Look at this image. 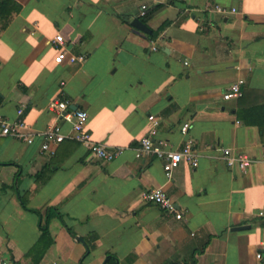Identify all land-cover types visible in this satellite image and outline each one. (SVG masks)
Listing matches in <instances>:
<instances>
[{"label": "crops", "instance_id": "obj_1", "mask_svg": "<svg viewBox=\"0 0 264 264\" xmlns=\"http://www.w3.org/2000/svg\"><path fill=\"white\" fill-rule=\"evenodd\" d=\"M14 1L18 12L0 13V115L25 106L33 130L69 133L49 109L62 89L88 110L92 138L121 152L102 161L69 137L50 153L39 138L0 135V260L33 264L42 231L30 209L52 206L76 236L52 217L38 264H264V0ZM142 2L150 33L132 25ZM58 33L67 54L86 52L82 63L55 61ZM239 79L242 94L224 99ZM150 115L153 140L176 150L189 122L196 167L183 161L168 176L162 158L136 156ZM223 148L254 160L229 168ZM155 187L183 219L144 199Z\"/></svg>", "mask_w": 264, "mask_h": 264}, {"label": "built area", "instance_id": "obj_2", "mask_svg": "<svg viewBox=\"0 0 264 264\" xmlns=\"http://www.w3.org/2000/svg\"><path fill=\"white\" fill-rule=\"evenodd\" d=\"M149 9L147 2H142L139 9V17H144ZM236 9L230 10L222 5H215V11L221 14L227 12H234ZM53 44L58 48L55 56V61L61 63L66 60L69 63H82L87 54L86 52H79L78 54L69 53L65 47V39L62 34L58 33L52 40ZM152 50H156L157 46L152 45ZM243 79L235 81L229 89L223 94L224 99L237 98L241 92V83ZM65 81H61L62 86ZM72 101L64 96L61 89L60 97L54 99L49 104V109L53 111L60 120H67L71 122V130L69 133H64L60 124L55 123L48 125L44 129L33 130L28 124L25 116V106H21L17 110V117L11 120L8 116L0 115V135H6L15 139L21 140L25 143H33L35 139H41V146L43 150L54 153L53 146L62 142L66 137L73 139L81 145H84L87 150L91 152L98 160L109 161L115 158L120 152L121 148H110L106 144L98 142L92 138L87 122L89 112L85 107H73ZM151 128L149 132L141 137L139 147L134 148L137 157H141L146 153L155 154L157 157L164 160L163 169L169 176L171 169L177 167L179 163L186 161L193 167L199 163L198 154L195 149V141L190 136H187L189 122H183L180 130L186 135L184 145L181 149L176 150L170 146L167 140H159L155 142L153 136L156 133V126L159 119L155 115H150ZM223 158L226 160V165L229 168H237L241 171L245 170L247 165L252 163L254 157L248 153H234L231 148H223ZM264 159V155H263ZM144 199L153 204H157L163 210L172 212L177 219H183V213L178 211L173 203L172 198L162 187L152 188L144 193ZM259 256V255H257ZM0 264H8L7 260H0Z\"/></svg>", "mask_w": 264, "mask_h": 264}, {"label": "trees", "instance_id": "obj_3", "mask_svg": "<svg viewBox=\"0 0 264 264\" xmlns=\"http://www.w3.org/2000/svg\"><path fill=\"white\" fill-rule=\"evenodd\" d=\"M20 8H21L20 5L14 0H0V13L2 15L9 17L12 12H18ZM149 12H150V9H148L146 15L144 17H140V19L143 21H146L147 20L146 17L148 16ZM0 99H1V96H0ZM39 176L43 178L41 175ZM20 201H21L23 208L30 209L26 206L27 200L25 196H20ZM30 210H33L34 212L38 214L39 221H40L39 227L41 228L42 234L38 242L34 246H32L31 249L27 252V255L32 257L33 264H38L45 250L47 249V247L51 246L54 242V239L48 227V222L50 221L52 217L59 218L60 221L63 223V225L67 227V229L70 231L72 235L76 236V233L65 224L63 215L59 212V210L56 207L47 206L44 213H41L37 209H30ZM93 237L97 238V236L95 235ZM108 261L110 262L111 260H108Z\"/></svg>", "mask_w": 264, "mask_h": 264}, {"label": "water", "instance_id": "obj_4", "mask_svg": "<svg viewBox=\"0 0 264 264\" xmlns=\"http://www.w3.org/2000/svg\"><path fill=\"white\" fill-rule=\"evenodd\" d=\"M132 25L137 28L138 30H141V31H144L146 33H150L152 30L150 29V27L143 21L141 20L140 18L138 17H135L132 19ZM74 108H77L78 106L75 105L73 106ZM79 240H81L82 242H85L83 240V238L81 237H78Z\"/></svg>", "mask_w": 264, "mask_h": 264}]
</instances>
